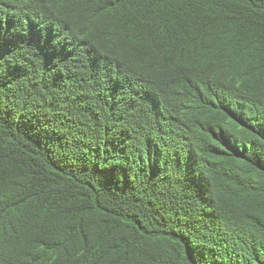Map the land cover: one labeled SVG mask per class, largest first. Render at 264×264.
Masks as SVG:
<instances>
[{
	"label": "trees",
	"instance_id": "1",
	"mask_svg": "<svg viewBox=\"0 0 264 264\" xmlns=\"http://www.w3.org/2000/svg\"><path fill=\"white\" fill-rule=\"evenodd\" d=\"M0 264H264V0H0Z\"/></svg>",
	"mask_w": 264,
	"mask_h": 264
},
{
	"label": "clouds",
	"instance_id": "2",
	"mask_svg": "<svg viewBox=\"0 0 264 264\" xmlns=\"http://www.w3.org/2000/svg\"><path fill=\"white\" fill-rule=\"evenodd\" d=\"M115 99L123 106L125 110L129 109L133 111L139 108L141 105V97H139L135 92H121Z\"/></svg>",
	"mask_w": 264,
	"mask_h": 264
}]
</instances>
